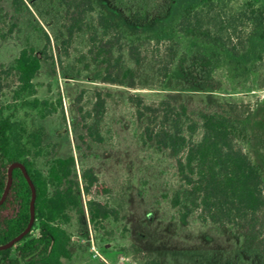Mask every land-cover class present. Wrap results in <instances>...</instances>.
Returning <instances> with one entry per match:
<instances>
[{"label": "rangeland", "instance_id": "1", "mask_svg": "<svg viewBox=\"0 0 264 264\" xmlns=\"http://www.w3.org/2000/svg\"><path fill=\"white\" fill-rule=\"evenodd\" d=\"M194 1L93 0L96 9L130 39L153 44L160 39L163 46L179 48L173 72L163 83L147 70L138 89L93 78L71 79L48 61L34 80L37 94L27 100L47 102L54 114L44 116L39 109L14 103L11 91L0 92L5 115L14 114L29 132H44L43 153L34 162L38 171L46 176L54 159L74 157L79 177L92 169L109 188L108 194L92 197L79 192L82 207L70 209V221L63 225L72 254L63 264H263L251 236L231 227L193 220L183 225L174 219L166 195L179 184L175 163L144 136L145 122L131 102L134 97L168 99L211 111L229 103H250L255 112L246 151L264 171V87L259 85L264 80V24L257 25L244 14L249 15L250 0H223L220 6L236 29L233 44L237 49L209 45L196 32H180L175 24L183 7ZM26 3L30 12L17 14L13 0H0L1 66L14 64L28 44L39 50L46 45L35 26L50 34L55 48L57 38L64 35L58 22L64 9L60 0ZM255 7L264 8V0ZM201 83L218 88H201ZM83 91L89 92L86 104L94 92L109 103L104 143L92 141L82 126L76 100ZM90 198L116 209L118 219L93 223L87 207Z\"/></svg>", "mask_w": 264, "mask_h": 264}, {"label": "trees", "instance_id": "2", "mask_svg": "<svg viewBox=\"0 0 264 264\" xmlns=\"http://www.w3.org/2000/svg\"><path fill=\"white\" fill-rule=\"evenodd\" d=\"M60 1L64 9L58 22L64 35L57 38L56 48L50 34L35 26L46 45L39 50L28 44L14 64L0 65V92L11 91L14 103L39 109L44 116L54 114L55 109H49L47 102L37 98L27 100L37 94L34 80L48 61L67 78H93L130 89L141 86L146 70L160 83L172 74L179 58L177 46H163L160 39L154 44L152 40L130 39L96 9L93 0ZM250 1L249 15L244 14L249 21L263 25L264 8L255 7L262 0ZM26 2L34 0H13L17 14L30 12ZM221 2L196 0L184 6L175 20L178 30L196 32L206 44L223 45L235 51L236 29L222 10ZM181 68H185L183 63ZM259 85L264 87L263 79ZM207 86L218 88L201 83V88ZM88 93L83 91L76 100L80 120L92 141L104 143L109 103L100 92H94L86 104ZM131 100L138 118L145 122L144 136L175 163L179 184L172 194L166 195L174 219L183 225L193 220L247 234L264 264V171L246 151L251 141L253 106L229 103L211 111L168 99ZM6 108L0 100V201L9 183V169L15 163L25 167L36 197L30 231L10 248L0 251V264H63V260L72 256L70 237L63 225L70 221V209L82 207L79 192L92 197L94 193L108 194L109 188L92 169L84 170L79 177L74 157L54 159L46 176L38 171L34 162L43 153V130L29 132L14 114L5 115ZM32 200L31 185L22 169L15 168L12 185L0 204V246L27 231L32 219ZM87 207L93 223L119 217L116 209L93 198L88 200Z\"/></svg>", "mask_w": 264, "mask_h": 264}, {"label": "water", "instance_id": "3", "mask_svg": "<svg viewBox=\"0 0 264 264\" xmlns=\"http://www.w3.org/2000/svg\"><path fill=\"white\" fill-rule=\"evenodd\" d=\"M15 168H20V169H22V171L24 172L25 177L27 178L29 184H30L31 187H32V191H33V200H32V206H31L32 219H31V223H30V225H29L27 231H26L24 234L20 235L17 239L11 241L10 243H8V244H6V245H4V246H0V251H1V250H6V249L10 248L15 242L19 241V240H20V239H21V238H22L27 232H29L30 229H31V227H32V224H33V222H34V219H35V214H34V204H35L36 190H35V187H34L32 181H31V179H30V177H29V175H28V173H27L25 167H24L22 164H20V163H15V164H13V165L10 167V169H9V183H8V186H7V189H6L5 195H4L3 199L0 201V204L5 200V198H6L7 194H8V192H9V189H10V187H11V185H12V171H13Z\"/></svg>", "mask_w": 264, "mask_h": 264}]
</instances>
